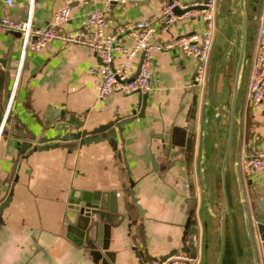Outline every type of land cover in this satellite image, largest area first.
<instances>
[{
    "label": "crops",
    "instance_id": "0c3cea01",
    "mask_svg": "<svg viewBox=\"0 0 264 264\" xmlns=\"http://www.w3.org/2000/svg\"><path fill=\"white\" fill-rule=\"evenodd\" d=\"M63 0H0V16L11 19L30 18L34 27L42 28L50 20L52 11ZM163 0H132L111 3L106 12L104 33L113 35L122 45L131 44L128 33L119 30L126 21L137 18L157 19ZM192 3L199 0H180ZM229 0H215L212 29V49L208 60L207 79L201 96L196 94L194 111V145L191 163L180 154L170 156L177 145L170 141L184 137L193 104V72L195 60L177 48L155 52L150 88L146 91L141 115L135 113L141 107L140 95L144 91L122 93L113 91L97 97L99 74L87 71L88 65L96 66L97 55L78 43H65L52 38L38 49L24 47L16 31L0 25V61L8 73L0 71V116L8 104L10 124L19 131L30 129L35 138L26 150L19 154L14 177L8 180L15 155L23 138L10 134L9 123L0 134V196L10 191V199L1 210L0 264H101L100 259L89 253L85 245L76 244L65 235V208L71 190H116V207L121 216L114 218L108 237L109 264H137V251L141 249L142 263L167 255L172 249L187 245L186 220L196 224L195 250L198 264H216L220 246L218 221L202 210L203 200L197 171V150L204 96L207 94L211 109L207 112L208 128L204 133L206 185L210 186L209 206L212 214L223 208L220 175L222 152L229 130V104L232 90L230 73L233 71L235 51L221 61L227 51L231 26L228 21L240 20V13L230 15ZM102 0H73L64 31L82 30L87 33L85 19L88 11L100 8ZM246 7L245 37L247 58L241 73V83L235 97L234 120L231 140L225 162V192L231 209L236 214L225 213L222 224V254L220 264H252L246 230L233 173L234 152L239 143V165L243 157L264 149V100L258 108L247 105V79L256 52V36L264 10V0H258L256 11ZM234 10V5L231 6ZM199 9H193L196 13ZM159 21L156 22L158 28ZM200 28L197 16L181 17L171 24L160 38L187 34ZM237 33V29L235 30ZM234 39L233 43L237 42ZM235 48V44H234ZM136 53L131 59V73L135 74ZM124 59L115 53L111 65ZM7 75V82L5 76ZM217 106L215 110L213 107ZM223 115L220 124L215 123L214 113ZM83 121L82 127L90 129L110 119L128 118L115 135V149L106 138L81 144L63 145L61 142L37 143L39 136H52L63 130L51 127L64 119ZM25 137H28L25 135ZM36 145V147H34ZM216 152L214 153V151ZM169 155L166 158V153ZM150 154L158 162L157 170L151 167ZM176 161L160 175L169 161ZM241 175L242 192L247 209L252 203L264 211V167ZM126 187L128 216L124 215L120 199L121 189ZM132 189L137 203L143 210L142 227L144 245L140 244L137 231V211L130 201L128 189ZM218 201V207L212 203ZM207 221V232L203 221ZM185 238V239H184ZM207 242L206 251L202 249ZM189 253L187 250L185 251ZM107 259V258H106Z\"/></svg>",
    "mask_w": 264,
    "mask_h": 264
},
{
    "label": "water",
    "instance_id": "95a60500",
    "mask_svg": "<svg viewBox=\"0 0 264 264\" xmlns=\"http://www.w3.org/2000/svg\"><path fill=\"white\" fill-rule=\"evenodd\" d=\"M205 1V0H204ZM258 0H229V3L227 5L228 12L230 15H236L237 13H240V20L236 23L234 20L228 21L229 26H231L232 34L229 39L228 48L227 51L223 54V57L221 61L223 63H227L229 61V56L233 53V50L235 51V58L233 60V71L230 73V78L232 82V90H231V96H230V104H229V112H228V119H229V130L227 134V141L225 144V148L222 152V162L220 167L215 166L214 169L218 168V174L220 175V186H221V196L223 199V208L221 210H218V214H212L211 208L209 206L211 196L210 194V186L206 185L205 182V175H203V171L205 168V152L203 148V142L204 138L203 135L207 131L208 128V119H207V112L211 109V106L208 101V96L205 94L204 96V104L202 109V115H201V123H200V132H199V147L197 150V171L196 174L198 175V181H199V187L201 190L203 205L202 210L205 212H208L209 215L213 216L219 224V230L220 231V246H219V253L216 260V264H220V258L222 254L221 244H222V224L224 220V214L225 213H233L236 214V209H231L229 205L228 200V194L225 192V175H224V168H225V162H226V154L229 149L230 140H231V128L233 125L234 120L237 121L239 124L238 119L236 118V115L234 114V105H235V97L237 94V91L240 86V79H241V73L244 66V62L247 58L246 51V37H245V21L247 18V11L246 7H250L252 12L256 11V3ZM234 5L235 9L231 10V6ZM204 7L203 4L200 5H192L187 6L185 8H177L176 6L173 7V12L176 14H181V12H184L185 10H191V9H200ZM216 8V7H215ZM237 29V33L236 30ZM16 33L19 35V33L16 31ZM234 39H237L238 41L233 43ZM235 44V48H234ZM0 71L4 74L8 73L5 63L0 61ZM136 72V71H135ZM7 75L5 76V81L7 82ZM196 88L193 86V104L190 109L189 113V122L187 124V127L185 128L184 137H180V139H174L170 141V145L174 146L177 145L179 149L175 150L173 153H170L172 157H174L176 154H180L181 159L186 163V165H190L191 163V154H192V147L194 145V138H193V131H194V111L197 104L196 101ZM146 95V91H144L140 95L141 99V107L140 109L135 113L136 115H141V108L142 104L144 103V97ZM215 110L217 109V106L213 107ZM2 112L0 116V134L5 132V124H10V115L8 113V110L6 111V114H3ZM223 115L219 112H215L213 118L215 119V123L217 125L220 124V120L222 119ZM128 118H115L110 119L104 123L98 124L95 127H92L90 129H85L82 127L83 121H79L76 119L68 118L64 119L62 121H59L58 123L51 125L52 128L56 130H63L62 132H58L53 134L52 136L42 135L37 137L36 142L37 143H43L48 142L49 144L52 142H61L63 145H72V144H81V143H87L90 141H98L102 138H106L109 145L112 147V149H115V135L116 131L118 132L123 123ZM3 122V123H2ZM9 127L14 130L11 131L10 134L15 135L17 137L23 138V142L20 144V148L18 150V153L15 155V159L12 162V167L9 173L8 180H11V177L15 176L13 175L15 165L17 162V159L19 157V154L26 150L29 146L30 140L35 138V133L32 132L30 129H24V131H19L17 125L14 123H11ZM27 135L28 137H25ZM36 147V145H34ZM239 143H237L235 152H234V165H233V173L235 174V181H236V187H237V193L238 197L235 199V202H238L240 205V211L243 216V226L244 230H246V235L248 239V246L251 251V258H252V264H264V211L262 208L257 206L255 202L252 203L253 209L250 212L247 209L246 202L244 200V193L242 192V182H241V175L238 172L239 167V156L238 154V148ZM217 149H215L214 153ZM169 155V151L166 153V158ZM151 157V167L153 170H157L158 162L154 158L153 154H150ZM176 161V158L173 159V161H169L164 169L159 170L158 173L161 175L164 170L168 166H170L172 163ZM126 187H123L120 195V199L123 203V212L124 215L128 216L130 212V206L127 202V193H126ZM10 191L5 190L3 195L0 196V214L2 208L8 203L10 199ZM116 190L112 191H87V190H71L68 197V202L66 204L65 208V216L64 221L65 223V235L67 237H70L71 239L76 242V244L85 245L89 248V253L94 256L95 258L100 259L101 264H109L108 260H110L109 255L111 254L110 251L107 250L108 247V237L110 233V227L111 224L114 222V218L117 216H121V213L117 212L116 207ZM130 201L133 204V207L137 211V224H136V231L137 235L140 241V244L144 245V235H143V227H142V213L143 210L140 207V205L136 201V197L133 195L132 189H128ZM212 203L215 204L218 207V201L212 200ZM191 214V212H189ZM189 214V217H187L186 225L185 227L187 230L185 231V234L187 233L186 237V244L183 246L180 250L181 251H188L189 255L194 256L195 253V245L193 242V236L197 233L196 231V224L195 220L191 219V215ZM0 223H1V216H0ZM207 225L208 222L205 220L203 221V230L207 232ZM185 239V238H184ZM207 242H204L202 245V249L206 251ZM176 249H172L169 253L175 252ZM190 252H192L190 254ZM168 253V254H169ZM142 251L141 249L137 251V264H143L142 263ZM165 255L161 256L163 258ZM107 258V259H106Z\"/></svg>",
    "mask_w": 264,
    "mask_h": 264
},
{
    "label": "built area",
    "instance_id": "2783aa9c",
    "mask_svg": "<svg viewBox=\"0 0 264 264\" xmlns=\"http://www.w3.org/2000/svg\"><path fill=\"white\" fill-rule=\"evenodd\" d=\"M73 0H63L62 4L56 7L49 22L42 28L34 27L30 18L11 19L6 14L0 16V25L17 31L22 38L23 46L31 49H38L45 43L57 38L62 42L78 43L93 51L99 62L96 66L88 65L87 71L95 70L99 76L96 96L104 97L117 90L122 93L134 91H147L150 88V78L154 55L162 49L177 48L181 52L194 58L195 67L192 84L199 96L202 95L207 79L208 60L212 49V29L215 13V0H199L192 3H184L180 0H163L161 3L160 15L157 19L147 17L137 18L132 21L123 22L119 30L126 32L131 37V44L122 45L115 41L113 35L105 34L103 29L106 24V12L111 3H122L132 0H102L100 8L90 9L86 15L85 25L87 33L82 30L75 32L64 31L69 16L70 3ZM85 2L87 0H77ZM10 4L11 0H5ZM203 4L196 13L185 10L181 14L173 12V7L179 9L192 5ZM197 16L200 21V28L187 34L171 35L167 38H160L168 27L181 17ZM159 21L157 28L156 22ZM259 29L256 36V52L253 58L251 73L247 79V105L250 108H258L264 100V10L259 22ZM115 53L124 54V59L117 65H111L112 55ZM139 53L136 59V72L131 73V59ZM8 110L5 106L4 115ZM3 123V122H2ZM240 170L250 174L260 167H264V149H259L253 155H246L240 162ZM196 244V237L193 236ZM149 264H198V256H191L185 251L176 250L165 255L163 258L152 259Z\"/></svg>",
    "mask_w": 264,
    "mask_h": 264
},
{
    "label": "rangeland",
    "instance_id": "374dc122",
    "mask_svg": "<svg viewBox=\"0 0 264 264\" xmlns=\"http://www.w3.org/2000/svg\"><path fill=\"white\" fill-rule=\"evenodd\" d=\"M195 250V249H194ZM192 252H190V254H191ZM196 254V250H195V253H194V255ZM192 255V254H191Z\"/></svg>",
    "mask_w": 264,
    "mask_h": 264
}]
</instances>
